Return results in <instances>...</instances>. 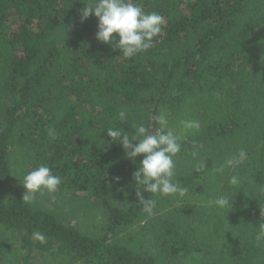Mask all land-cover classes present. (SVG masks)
<instances>
[{
    "label": "trees",
    "instance_id": "16d2710c",
    "mask_svg": "<svg viewBox=\"0 0 264 264\" xmlns=\"http://www.w3.org/2000/svg\"><path fill=\"white\" fill-rule=\"evenodd\" d=\"M87 2L0 0V264H264V0H137L165 25L131 59L96 40L95 17L80 23ZM161 113L184 136L174 179L188 191L145 193L149 216L132 178L143 157L106 132L156 131ZM42 163L61 185L22 202ZM223 194L231 208L209 203Z\"/></svg>",
    "mask_w": 264,
    "mask_h": 264
},
{
    "label": "clouds",
    "instance_id": "9594fccd",
    "mask_svg": "<svg viewBox=\"0 0 264 264\" xmlns=\"http://www.w3.org/2000/svg\"><path fill=\"white\" fill-rule=\"evenodd\" d=\"M80 23L86 22L90 17L98 21L96 40L103 44L119 49L125 59L134 58L153 47L154 39L162 33L165 18L158 12H145L137 0H88L80 10ZM118 37V38H117ZM124 109L118 111L120 121L127 120ZM159 128L151 131L149 127L138 124L131 133L120 127H109L106 136L111 138L113 144H119L125 151L127 159L135 161L142 156L133 180L136 185V196L142 206V212L149 216L154 213L157 201L151 197H184L188 189L174 179V157L181 151L184 136L169 127L167 115L161 113L156 118ZM184 132L199 131L201 124L198 120H181ZM48 135L56 138L54 129L48 130ZM247 158L244 150L238 156L228 159L224 167H233ZM115 180L119 182L120 177ZM62 183L61 176L54 174L47 164H40L23 176L22 186L25 193L22 202L30 203L37 193L53 194ZM229 184H239L237 176H232ZM231 196L220 195L209 203L220 209L231 208ZM33 239L43 243L46 237L39 231H34ZM256 240H264V223L259 225Z\"/></svg>",
    "mask_w": 264,
    "mask_h": 264
},
{
    "label": "rangeland",
    "instance_id": "374dc122",
    "mask_svg": "<svg viewBox=\"0 0 264 264\" xmlns=\"http://www.w3.org/2000/svg\"><path fill=\"white\" fill-rule=\"evenodd\" d=\"M6 188L11 189L13 191H21V185L19 183L10 182L6 185ZM35 258L31 260V264H39L41 262L40 258L34 255Z\"/></svg>",
    "mask_w": 264,
    "mask_h": 264
}]
</instances>
